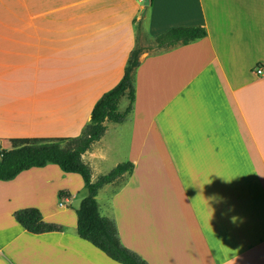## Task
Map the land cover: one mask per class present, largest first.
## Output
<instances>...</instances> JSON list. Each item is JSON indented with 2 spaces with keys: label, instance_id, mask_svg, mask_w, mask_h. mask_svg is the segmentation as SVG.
Instances as JSON below:
<instances>
[{
  "label": "crops",
  "instance_id": "1",
  "mask_svg": "<svg viewBox=\"0 0 264 264\" xmlns=\"http://www.w3.org/2000/svg\"><path fill=\"white\" fill-rule=\"evenodd\" d=\"M150 2H0V148L79 137L143 38L204 28L202 40L142 55L132 115L107 122L83 160L97 181L128 132L133 174L97 200L148 264H264V0ZM75 187L81 176L55 165L0 181V264H119L78 236ZM31 207L65 230L26 231L14 213Z\"/></svg>",
  "mask_w": 264,
  "mask_h": 264
},
{
  "label": "trees",
  "instance_id": "2",
  "mask_svg": "<svg viewBox=\"0 0 264 264\" xmlns=\"http://www.w3.org/2000/svg\"><path fill=\"white\" fill-rule=\"evenodd\" d=\"M207 35L204 28H174L151 41L153 46L137 44L131 52L122 80L97 101L91 121L81 136L66 142L26 145L11 150L1 149L0 181H14L26 171L49 165L58 166L64 173L81 176L88 195L81 206L74 209L77 215L78 236L119 264H148L122 244L116 222L101 215L97 200L99 192L105 186L122 181L125 176H131L134 164L130 161L121 163L108 174L93 181L92 169L84 162L83 155L105 136L107 122L124 124L129 120L136 101L135 73L141 66V57L145 52L186 46L206 38ZM124 97L129 100V106L125 112H121L119 105ZM71 197L68 192H59L61 201ZM14 218L26 231L34 235L65 230L63 225L45 221L41 210L35 207L17 210Z\"/></svg>",
  "mask_w": 264,
  "mask_h": 264
},
{
  "label": "rangeland",
  "instance_id": "3",
  "mask_svg": "<svg viewBox=\"0 0 264 264\" xmlns=\"http://www.w3.org/2000/svg\"><path fill=\"white\" fill-rule=\"evenodd\" d=\"M6 1L7 0H0L1 4L3 2H6ZM140 45L145 46V47H149V46H153V43L151 42V40H148L145 37L142 39V43ZM128 105H129V100L126 97H124L120 102L119 110L121 112H123L128 107ZM127 134H128V132L126 133V135L121 136V138L118 139V141H114V143H111L112 146L108 150V153L110 154V156L108 155V160L101 169V172H103V173H101L100 175H97V172H94V179L95 180L98 179L99 177L111 172L115 168L116 164L119 165L121 163L127 162L126 159H127V154L129 151V149H128L129 141H127ZM80 136H81V134H80ZM51 142H60V141H57V140L45 141L43 143H33V142L22 143V141H14L11 143H7L6 146H8L9 149H16V148H20V147H23L26 145H37V144H44V143H51ZM0 150H1V148H0ZM54 178H55L54 180L56 181L55 183H57V182L59 183V180H60L59 175L55 174ZM58 183H57V186H58ZM75 188L78 189L76 191L77 198L72 199L71 204H67V206L73 210L78 209L81 206V203L83 202V200L88 195V192L85 189V187H82V188L75 187ZM99 197H100L99 202L101 204H103V202L108 199V190H102L99 194Z\"/></svg>",
  "mask_w": 264,
  "mask_h": 264
},
{
  "label": "built area",
  "instance_id": "4",
  "mask_svg": "<svg viewBox=\"0 0 264 264\" xmlns=\"http://www.w3.org/2000/svg\"><path fill=\"white\" fill-rule=\"evenodd\" d=\"M255 74L258 76V77H264V67H257L255 69Z\"/></svg>",
  "mask_w": 264,
  "mask_h": 264
},
{
  "label": "water",
  "instance_id": "5",
  "mask_svg": "<svg viewBox=\"0 0 264 264\" xmlns=\"http://www.w3.org/2000/svg\"><path fill=\"white\" fill-rule=\"evenodd\" d=\"M150 3H151L150 0H144V5L145 6H147V7L150 6ZM144 15H145V13H144Z\"/></svg>",
  "mask_w": 264,
  "mask_h": 264
}]
</instances>
